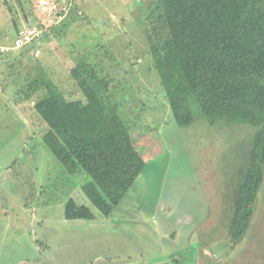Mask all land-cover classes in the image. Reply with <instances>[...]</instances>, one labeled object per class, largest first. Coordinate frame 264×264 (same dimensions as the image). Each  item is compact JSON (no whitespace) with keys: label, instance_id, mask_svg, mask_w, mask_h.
Segmentation results:
<instances>
[{"label":"rangeland","instance_id":"1","mask_svg":"<svg viewBox=\"0 0 264 264\" xmlns=\"http://www.w3.org/2000/svg\"><path fill=\"white\" fill-rule=\"evenodd\" d=\"M78 1L83 14L52 28L39 57H0V264H264V182L244 239L233 243L228 234L256 127L212 125L196 105L193 123H177L151 57L150 23L143 24L156 0ZM42 2L0 0V44L34 22ZM83 58L112 77V102L147 157L109 216L83 193L90 177L69 174L47 147L48 126L35 106L41 92L27 93L33 77H44L77 113L89 112L71 76ZM70 198L95 218H66Z\"/></svg>","mask_w":264,"mask_h":264},{"label":"trees","instance_id":"2","mask_svg":"<svg viewBox=\"0 0 264 264\" xmlns=\"http://www.w3.org/2000/svg\"><path fill=\"white\" fill-rule=\"evenodd\" d=\"M152 14V21L143 24L150 23L151 57L177 123H193L196 105L212 125L256 127L248 159L238 169L228 229L231 241L239 243L251 226L264 182V0H156ZM76 17L73 9L69 20L52 28H64ZM37 18L27 26L39 23ZM45 35L23 48L0 51V57L34 55ZM71 76L87 98L91 110L85 114L77 113L65 92L44 77H33L27 93L41 92L35 106L48 126L43 141L69 174L90 177L83 193L109 216L145 169L147 157L112 102V77L86 58ZM65 216L93 219L95 213L70 198Z\"/></svg>","mask_w":264,"mask_h":264},{"label":"built area","instance_id":"3","mask_svg":"<svg viewBox=\"0 0 264 264\" xmlns=\"http://www.w3.org/2000/svg\"><path fill=\"white\" fill-rule=\"evenodd\" d=\"M49 4V3H48ZM46 4L44 9L46 10L47 18L44 24L40 25H24L18 30V33L14 40L10 44H0V51L7 52L10 50H17L31 44L32 42L38 40L43 35H45L50 28L59 26L63 21L69 16L73 9L76 10L75 0H58ZM78 15H82L81 10L76 11ZM41 54L40 50L37 48L34 52L35 57H39Z\"/></svg>","mask_w":264,"mask_h":264},{"label":"crops","instance_id":"4","mask_svg":"<svg viewBox=\"0 0 264 264\" xmlns=\"http://www.w3.org/2000/svg\"><path fill=\"white\" fill-rule=\"evenodd\" d=\"M53 1H54V0H43L42 5H41V11H42V12L38 13V16H40L41 14H44V13H45V11H44V6H45L46 4H48V3L53 2ZM48 5H49V4H48ZM76 5L79 6V1H78V0H76ZM46 7H47V5H46ZM68 18H69V16H68ZM68 18H67L65 21L69 20ZM3 44H10V43H3Z\"/></svg>","mask_w":264,"mask_h":264}]
</instances>
